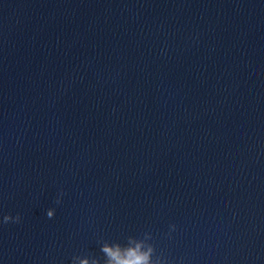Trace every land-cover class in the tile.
<instances>
[{
	"label": "clouds",
	"instance_id": "9594fccd",
	"mask_svg": "<svg viewBox=\"0 0 264 264\" xmlns=\"http://www.w3.org/2000/svg\"><path fill=\"white\" fill-rule=\"evenodd\" d=\"M60 195H63L62 191ZM60 202V198L57 197L56 203L59 204ZM46 215L49 219L53 218L55 216V209L49 208ZM20 221L21 216L19 214L16 216L6 214L3 216L2 223H20ZM139 248L140 245H137L136 248H122L119 244L111 246L104 244L101 246L100 251L107 257L105 264H150V250L149 252H141ZM82 264H87V262H82ZM94 264H99V262L96 261Z\"/></svg>",
	"mask_w": 264,
	"mask_h": 264
}]
</instances>
